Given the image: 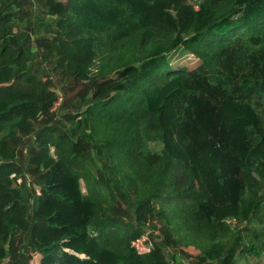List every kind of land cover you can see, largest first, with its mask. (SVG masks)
<instances>
[{
    "label": "trees",
    "instance_id": "trees-1",
    "mask_svg": "<svg viewBox=\"0 0 264 264\" xmlns=\"http://www.w3.org/2000/svg\"><path fill=\"white\" fill-rule=\"evenodd\" d=\"M37 2L0 0V264H181L179 208L210 239L187 264L259 255L217 238L264 211V0Z\"/></svg>",
    "mask_w": 264,
    "mask_h": 264
},
{
    "label": "rangeland",
    "instance_id": "rangeland-1",
    "mask_svg": "<svg viewBox=\"0 0 264 264\" xmlns=\"http://www.w3.org/2000/svg\"><path fill=\"white\" fill-rule=\"evenodd\" d=\"M35 4L38 6V0H34ZM107 48V46H106ZM107 51V49H106ZM119 56L116 57L111 55L110 58L107 60L109 62H112L114 60H118ZM101 60H96V65L94 66V71L100 70V67L98 66L100 64ZM197 58L193 56L188 51H185L183 48L177 49L173 53L169 55V63L172 68H178V67H186L187 69L194 68L197 65ZM158 79H155L154 82H157ZM38 85L40 82H36ZM59 98L61 97L60 90L57 89ZM60 99L58 100V102ZM58 102L55 103V107L58 105ZM107 137L103 128H99L98 130V137H97V143H101V138ZM150 148L152 150H158V144L156 142H150ZM104 157V156H101ZM91 166L81 167V176L85 177L87 175V171L92 174H97L98 172L103 174V177L111 183L112 177L107 169L105 163L102 159H95V161H90ZM99 175V174H98ZM82 190L86 192V183L83 178L80 179ZM175 186L178 183H182V177L179 173H176V178L174 179ZM257 184V185H256ZM255 184V190L259 192V194H264V181L258 180ZM106 189V188H104ZM248 191V195L250 197H253V192L251 190ZM173 190H166L161 189L160 190V196L158 195V199L156 201L155 206L157 208H166L167 206V199H168V192ZM109 196L107 195L109 201H116L121 200L123 202V194L120 190L115 189L112 185L111 188L108 189ZM130 212V211H129ZM177 217L178 222L176 223H170L166 224V230L168 228H173L171 231L168 230V233L170 234L173 242L175 243L176 249L169 248L168 251H176V255L178 256V261L181 260V264H187L186 258L184 254L191 253L196 254L199 252V247L204 246L206 242H210L209 238H201V237H194L190 236V229L189 227H186L187 231L184 232L182 228L178 226H182L184 224V221H189L190 215L189 211L186 210V208H179L177 211ZM161 226V222L157 221V227L159 228ZM231 230L222 232L219 234V237L217 239H221L222 242L228 243L233 240V238L236 237V235H240L243 240H245V246L248 247L251 244L257 245L260 244L263 251L259 253V255L250 256L248 258L240 257L238 259L237 264H264V243H261L254 235V232L256 227H263L264 226V211H261L258 215L255 216V218L251 222L244 221L242 224L237 225L234 221H230ZM160 232V230H159ZM115 233V232H112ZM158 233V231H157ZM142 240V237L140 238ZM202 239V240H198ZM32 264H38V258H34L32 261Z\"/></svg>",
    "mask_w": 264,
    "mask_h": 264
}]
</instances>
